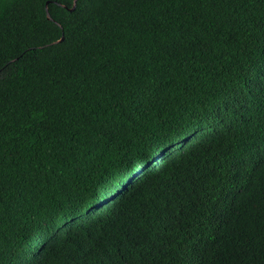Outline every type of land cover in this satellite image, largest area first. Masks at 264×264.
I'll return each instance as SVG.
<instances>
[{
  "label": "trees",
  "instance_id": "trees-1",
  "mask_svg": "<svg viewBox=\"0 0 264 264\" xmlns=\"http://www.w3.org/2000/svg\"><path fill=\"white\" fill-rule=\"evenodd\" d=\"M262 62L264 0H0V264H264Z\"/></svg>",
  "mask_w": 264,
  "mask_h": 264
},
{
  "label": "snow or ice",
  "instance_id": "snow-or-ice-1",
  "mask_svg": "<svg viewBox=\"0 0 264 264\" xmlns=\"http://www.w3.org/2000/svg\"><path fill=\"white\" fill-rule=\"evenodd\" d=\"M93 2H96V0H84L86 7ZM253 99L264 107V62L255 69V74L245 84L238 85L231 97L224 96L218 102L222 105L220 111H210L207 114L209 126L217 124L219 120L228 114L229 109L236 107L240 102L247 103ZM257 167L264 169V157H261ZM95 240L96 237L92 233H88L85 243L89 244ZM134 244L135 240L132 239L131 245L134 246ZM132 246L125 242L124 237H121L119 241L114 242L98 241L91 244L90 248L85 247V251L94 256L95 264H129L132 257ZM197 255H202V253L198 252ZM32 259V257L22 258V264H32ZM193 264H196V256H193Z\"/></svg>",
  "mask_w": 264,
  "mask_h": 264
},
{
  "label": "water",
  "instance_id": "water-1",
  "mask_svg": "<svg viewBox=\"0 0 264 264\" xmlns=\"http://www.w3.org/2000/svg\"><path fill=\"white\" fill-rule=\"evenodd\" d=\"M76 4L74 5L73 9H75ZM48 15L50 16L49 10L47 9Z\"/></svg>",
  "mask_w": 264,
  "mask_h": 264
}]
</instances>
